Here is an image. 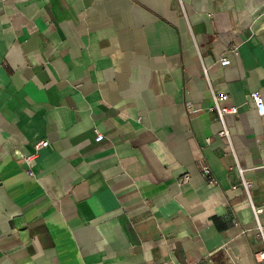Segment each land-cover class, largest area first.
Listing matches in <instances>:
<instances>
[{
    "label": "crops",
    "instance_id": "obj_1",
    "mask_svg": "<svg viewBox=\"0 0 264 264\" xmlns=\"http://www.w3.org/2000/svg\"><path fill=\"white\" fill-rule=\"evenodd\" d=\"M252 91L264 0H0V264H263Z\"/></svg>",
    "mask_w": 264,
    "mask_h": 264
},
{
    "label": "built area",
    "instance_id": "obj_2",
    "mask_svg": "<svg viewBox=\"0 0 264 264\" xmlns=\"http://www.w3.org/2000/svg\"><path fill=\"white\" fill-rule=\"evenodd\" d=\"M219 63L221 66H226L230 64V60L227 59L226 57H223L219 60ZM249 96H250V99L255 104L257 115L263 116L264 106H263L262 96L257 91L250 92ZM228 97L229 95L226 93H223L220 95L213 94L214 104L212 107H210L209 110L216 111L217 119L219 120L221 124V129L219 130L218 135L226 138L229 141V134H228V131L225 125V117L228 115L236 114L238 111V108L233 105L232 106H221L220 105V102L226 101ZM187 107L189 109V112L191 113H195L198 111V109H195L194 107H192L191 103L189 102L187 103ZM102 138H103V135L101 133H97L95 137V141H100L102 140ZM39 148H40V143L36 146V150H38ZM30 158L31 157H27L28 160H30ZM236 166H237L236 170L238 173V177L240 179V186L242 187V190L245 192L247 196V204L250 206L252 213L254 215V218H255L254 231H255L257 238L261 242V249L257 251L256 257L258 261H261L264 264V225H262L259 221V215L263 212L264 207L261 205H255L252 202V199L250 196V188L252 186V183L250 180L245 178L243 169L240 168L239 165H236ZM259 167L264 170V160L260 163ZM200 170L204 176H207L210 173L209 167L205 164L200 165ZM187 177L188 176L185 175L183 177V181H186ZM233 188H236V186H233Z\"/></svg>",
    "mask_w": 264,
    "mask_h": 264
}]
</instances>
